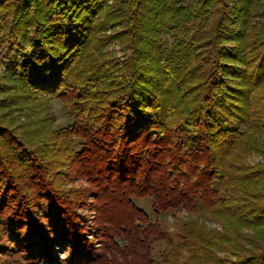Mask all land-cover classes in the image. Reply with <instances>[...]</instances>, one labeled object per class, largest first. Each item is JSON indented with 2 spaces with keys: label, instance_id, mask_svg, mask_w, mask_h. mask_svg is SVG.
<instances>
[{
  "label": "trees",
  "instance_id": "trees-1",
  "mask_svg": "<svg viewBox=\"0 0 264 264\" xmlns=\"http://www.w3.org/2000/svg\"><path fill=\"white\" fill-rule=\"evenodd\" d=\"M13 50L0 264H264V0H0Z\"/></svg>",
  "mask_w": 264,
  "mask_h": 264
},
{
  "label": "rangeland",
  "instance_id": "rangeland-1",
  "mask_svg": "<svg viewBox=\"0 0 264 264\" xmlns=\"http://www.w3.org/2000/svg\"><path fill=\"white\" fill-rule=\"evenodd\" d=\"M117 55L120 56L121 53L119 51V47L118 45H114L113 46ZM26 60V56L23 53L17 52L15 50L12 51L11 56L9 59L4 60L2 58H0V98L9 95L12 92L13 88H9V89H5L3 88V85H8V84H12V80L9 78V70L11 68H13L14 66H18V65H22ZM50 109L51 112L53 113L54 117H55V124L60 126V127H65L68 124H70V122L64 117V114L61 110V103L59 101L56 100H52L50 101ZM258 160V157L256 155H253L250 157V161L251 163H255ZM72 185L79 187V186H85L87 185L86 181L82 178H76V180L72 183ZM136 203L145 208L148 209V207L145 205L146 201L145 200H138L136 201ZM149 214L151 216L152 213L151 211H149ZM164 224L166 225H170L171 222V216L170 214L164 215V217L162 218ZM209 226H214L213 223L208 222Z\"/></svg>",
  "mask_w": 264,
  "mask_h": 264
}]
</instances>
